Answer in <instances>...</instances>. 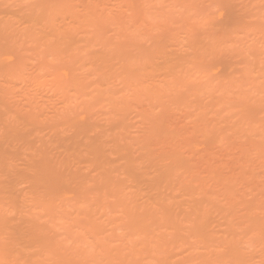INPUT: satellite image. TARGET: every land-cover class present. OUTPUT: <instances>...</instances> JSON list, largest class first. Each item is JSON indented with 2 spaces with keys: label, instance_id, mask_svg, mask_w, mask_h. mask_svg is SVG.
<instances>
[{
  "label": "rangeland",
  "instance_id": "1",
  "mask_svg": "<svg viewBox=\"0 0 264 264\" xmlns=\"http://www.w3.org/2000/svg\"><path fill=\"white\" fill-rule=\"evenodd\" d=\"M0 264H264V0H0Z\"/></svg>",
  "mask_w": 264,
  "mask_h": 264
}]
</instances>
